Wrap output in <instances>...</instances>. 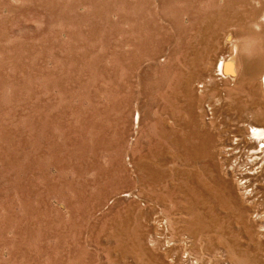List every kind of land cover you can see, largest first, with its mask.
<instances>
[{
	"label": "rangeland",
	"instance_id": "1",
	"mask_svg": "<svg viewBox=\"0 0 264 264\" xmlns=\"http://www.w3.org/2000/svg\"><path fill=\"white\" fill-rule=\"evenodd\" d=\"M178 1L168 8L159 6L157 0H141L143 5L138 0H0V264H162L172 259H176L175 264H190L198 257L201 264H231L226 237L236 234L235 238H240L237 234L243 226L258 233L254 203L244 202L249 212L240 223L234 213L225 214L217 204L225 197L222 180L229 179L220 153L232 139L230 128L240 117L247 124L252 118L256 120L251 110L231 106V97L246 98L243 103L251 99L244 91L214 90L218 81L211 82V89L210 85L203 90L196 88L200 104L210 102L218 109L222 100L225 106L223 114L215 109L223 120L213 122L217 125L214 128L205 121L201 111L204 105H200L196 127L190 102L181 88V81L189 74L208 67L204 63L195 68L191 54L215 53L223 38L220 33L238 32L239 27L230 26L229 21L230 29L226 24L209 22L222 9L217 0L216 4L214 0ZM214 30L220 39L210 46ZM196 83L194 90L200 82ZM218 94H222L221 100ZM136 109L141 110L142 119L137 131ZM194 133L200 137L193 138ZM206 134L217 137L214 151L218 170H203L194 161L186 162L177 143L184 137L192 145L199 144ZM243 154L237 167L241 172L237 173L249 167L245 161L248 154ZM230 158L231 165L237 163L235 157ZM144 162L155 174L159 172L154 183L140 169ZM184 170L190 176L205 171L199 173L201 180L220 182L212 187L217 198L206 195L202 214L209 224L216 215L223 224L219 250L209 241L212 227L203 231V237L194 236L191 223L197 217L193 212L197 197L181 178ZM239 176L233 178L231 186L243 202ZM189 188L190 195L185 196L183 191ZM213 205L216 209H211ZM188 250L194 251L193 258ZM183 256L190 259L183 258V262Z\"/></svg>",
	"mask_w": 264,
	"mask_h": 264
},
{
	"label": "bare ground",
	"instance_id": "2",
	"mask_svg": "<svg viewBox=\"0 0 264 264\" xmlns=\"http://www.w3.org/2000/svg\"><path fill=\"white\" fill-rule=\"evenodd\" d=\"M141 1V0H140ZM138 0L137 3L140 2ZM178 1V0H177ZM182 1V0H181ZM185 1V0H184ZM189 1V0H188ZM186 1V2H188ZM218 1V5L221 4V10L218 13H215L216 16L213 18L211 21H209L210 23L215 22L217 23V26L219 25H223L225 27L224 24H226V26L228 27L229 24L230 26H237L238 28V32H233V31H225L226 33H223L224 31H222L223 34V38L221 37V41H219L220 38L216 37L217 35V31H212L211 32V40H210V46H212L211 43H216V42H220L218 46V51H214L215 53H208L209 55H206V53L204 55H199L197 53H193L191 54V62L194 64L193 66L196 67H200L201 65H205L204 63H208V67L205 68V66H203L205 69L201 70V71H195L191 74H189L183 81H181V84L183 82L182 85V90L185 91L186 96L188 98V101L190 102V114L192 116V122L193 125H196V127H198V114L197 113V109L198 107L200 108V104L201 103V99L198 96V94H196V88L199 90H203L205 89V87H207L208 85L211 84V82H217V84L215 86L216 90L217 88H220V91L224 90L221 89V87L227 89L228 91H232V90H239V91H244L247 93V96L249 97V99H251L249 102L243 103L245 100H247L246 98L243 97H239L236 93V97H231L232 100H230L231 106L232 104L235 106H233L235 109H241L243 111H247V110H251L252 113H254V115L256 116V120H252L250 121L248 124L246 123V120H242V118L240 117L241 120H238L239 118H237V120H235L233 122V127L230 128L232 129L230 131L231 133V141L227 142L222 149H221V159H222V163L227 165L226 166V172L225 175L229 178L228 180L223 178V185L226 187L225 190V197H223L222 199H220L218 201L217 204H219L221 207V210L224 211L225 214H228L229 212H231L232 214L234 213L236 215V217L238 218V223L241 222V220L244 219L245 221V217H248V212L249 210L245 209L244 207V202L247 204L250 203H254V206L256 208V211L258 213H256L255 219L258 220L259 222V229H258V233L255 231L254 233H252V227L250 226H243L241 227V229L243 231H240L237 236H240V238H235L236 234H230L227 238V244H228V251L227 249H225L230 256H228V261L230 260L231 264H264V0H217ZM144 2V1H143ZM159 6H161V4H165V7H170L172 5H174V3L176 2V0H157ZM179 2V1H178ZM183 2V1H182ZM212 2V1H211ZM215 4L216 1L214 0ZM212 2V3H214ZM142 2H140L139 4H141ZM146 3V1L144 2ZM191 3V2H190ZM136 4V3H135ZM138 4V5H139ZM186 4V3H185ZM214 4V5H215ZM137 5V6H138ZM143 5V3H142ZM177 5V4H176ZM188 5V4H187ZM186 5V6H187ZM213 5V4H212ZM217 5V6H218ZM229 5H232V7H229ZM145 6V4H144ZM163 7V6H162ZM179 7V6H178ZM231 8H239L240 11H232L230 12ZM166 9V8H165ZM179 9V8H178ZM184 9V8H183ZM188 9V8H187ZM182 10V9H181ZM179 10V11H181ZM190 10V9H189ZM177 11V10H176ZM185 11V10H184ZM171 12L172 11H168ZM175 12V11H174ZM173 12V13H174ZM168 14V13H167ZM176 14V12H175ZM174 16V15H173ZM172 16V17H173ZM214 16V13H213ZM202 17V16H201ZM207 18V16H205ZM203 17V18H205ZM209 19V18H208ZM197 20V19H196ZM202 20V19H201ZM204 20V19H203ZM176 21V20H175ZM207 21V20H206ZM205 21V23H206ZM227 21H229L230 23L227 25ZM201 22V21H200ZM226 22V23H225ZM204 23V25H205ZM209 23V24H210ZM136 24V23H135ZM176 24H178L176 22ZM203 25V27H204ZM212 25V24H211ZM216 25V24H215ZM215 26V27H217ZM222 26V27H223ZM183 27V26H182ZM214 27V29H215ZM136 28V27H135ZM218 28V27H217ZM230 29V27H228ZM179 29V28H177ZM182 29V28H181ZM188 31V28H186ZM210 29L211 26H210ZM221 29V28H220ZM219 29V30H220ZM225 29V28H224ZM198 30V29H197ZM200 30V29H199ZM218 30V29H217ZM227 30V29H225ZM175 31V30H174ZM178 31V30H177ZM175 31V32H177ZM185 30H183L184 32ZM186 32V31H185ZM201 32V30H200ZM219 32V31H218ZM221 32V31H220ZM179 33V31L177 32ZM182 33V32H181ZM189 33V32H188ZM207 33V32H206ZM175 34V33H174ZM203 34V32H202ZM208 34V33H207ZM225 34V35H224ZM219 35V34H218ZM234 35V36H233ZM220 36V35H219ZM207 37V36H206ZM201 38V37H200ZM178 39V36H177ZM205 39V38H204ZM209 39V38H208ZM218 39V41H217ZM179 41V40H178ZM204 41V40H203ZM181 42V41H180ZM201 42V41H200ZM199 42V43H200ZM205 42V41H204ZM182 43V42H181ZM218 44V43H217ZM217 44L214 45L217 47ZM199 45V44H197ZM204 45H209V44H205ZM172 47V46H171ZM171 47L169 48L170 50ZM180 47V46H179ZM196 47V46H193ZM198 47V46H197ZM200 47V45H199ZM202 48V47H200ZM210 48V47H207ZM179 49V48H178ZM206 49V48H205ZM203 49V50H205ZM185 50V49H184ZM183 50V51H184ZM196 50V49H195ZM209 50V49H208ZM214 50V48L210 49V52H212ZM179 51V50H178ZM197 51V50H196ZM169 52V51H168ZM174 52V51H172ZM182 52V51H181ZM177 53V51H176ZM175 53V55H176ZM199 53V52H198ZM167 55V54H166ZM169 55V53H168ZM171 55V54H170ZM179 55V54H178ZM173 56V55H172ZM169 57V56H168ZM174 57V56H173ZM178 58V57H177ZM176 58V59H177ZM171 59V58H170ZM181 59V58H180ZM178 59V60H180ZM186 59V58H185ZM149 60V59H148ZM174 60V59H173ZM189 60V59H188ZM182 61V60H181ZM151 62V61H150ZM158 62V61H157ZM176 62V60H175ZM179 62V61H177ZM185 62V61H184ZM149 63V62H148ZM147 63V64H148ZM172 63V61L170 62V64ZM175 64V63H172ZM171 64V65H172ZM179 64V63H178ZM184 64V63H183ZM145 65V64H144ZM186 65V64H185ZM192 65V64H191ZM143 66V65H142ZM148 66V65H147ZM166 66V65H165ZM170 66V65H169ZM168 66V67H169ZM174 66V65H172ZM178 66V65H177ZM189 66V65H188ZM187 66V67H188ZM145 67V66H144ZM175 67V66H174ZM202 67V68H203ZM201 68V69H202ZM168 69V68H167ZM174 69V68H173ZM172 69V70H173ZM163 70V69H162ZM169 70V69H168ZM180 70V69H179ZM171 71V70H170ZM175 71V70H174ZM177 71V70H176ZM189 71V70H188ZM164 72V71H163ZM173 72V71H172ZM184 72V71H183ZM190 72V71H189ZM186 73V72H185ZM154 74V73H153ZM160 74V73H159ZM156 75V74H155ZM174 75V74H173ZM183 75L182 73L180 74V76ZM153 76V75H152ZM171 76V75H170ZM169 76V77H170ZM183 77V76H182ZM158 79V78H157ZM162 79V78H161ZM165 79V78H164ZM180 79V78H179ZM178 79V80H179ZM202 79V80H201ZM151 80V78H150ZM148 80V81H150ZM167 80V79H165ZM171 80V79H170ZM170 80H168L170 82ZM145 81V80H144ZM167 81V82H168ZM198 81L200 82L198 84ZM147 82V81H146ZM145 82V83H146ZM166 82V81H165ZM197 82V83H196ZM215 82V83H216ZM152 83V82H151ZM198 84V87H195L194 90V84ZM175 84V83H174ZM146 85V84H145ZM159 85V84H158ZM166 85V84H165ZM173 85V84H172ZM176 85V84H175ZM207 85V86H206ZM212 85H214L212 83ZM152 86V85H151ZM146 87V86H145ZM162 86H160L161 88ZM180 87V86H179ZM211 85L208 87L209 89ZM151 88V87H149ZM158 88V87H157ZM156 88V89H157ZM168 88V87H167ZM207 88V89H208ZM175 89V87H174ZM173 89V90H174ZM206 89V90H207ZM151 90V89H150ZM167 90V89H166ZM178 90V88H177ZM213 90V91H214ZM218 90V89H217ZM159 91V90H158ZM170 91V90H169ZM180 91V90H179ZM210 91V90H209ZM209 91H206L205 93L208 94ZM212 91V90H211ZM219 91V92H220ZM226 91V90H225ZM233 91V92H234ZM152 92V90H151ZM161 92V91H160ZM165 92V91H164ZM224 92V91H223ZM222 92V93H223ZM227 92V91H226ZM148 93V91H147ZM146 93V94H147ZM150 93V91H149ZM200 93V92H199ZM204 93V94H205ZM217 93V92H216ZM221 93V92H220ZM203 94V95H204ZM210 94V93H209ZM213 94V93H211ZM225 94V93H224ZM239 94V92H238ZM151 95V94H150ZM149 95V96H150ZM175 95V94H174ZM202 95V93H201ZM215 95V93L213 94V96ZM221 96L222 94H218L217 96ZM227 95V94H226ZM225 95V96H226ZM229 95V93H228ZM232 95V94H231ZM173 96V95H172ZM219 96V98H220ZM243 96V95H242ZM153 97V96H152ZM151 97V98H152ZM162 97V96H161ZM176 97V96H174ZM179 97V96H178ZM176 97V98H178ZM183 97V96H182ZM206 97V96H205ZM210 97V96H209ZM223 97V96H222ZM230 97V96H228ZM215 98V97H214ZM214 98L212 99V101L214 100ZM218 98V100H219ZM240 99V100H234V99ZM242 98L244 100H242ZM156 99V97H155ZM165 99V98H164ZM181 99V98H180ZM186 99V98H184ZM182 99V100H184ZM223 99V98H222ZM226 100H228V98H224ZM153 100V99H152ZM157 100V99H156ZM160 100V99H159ZM170 100L172 101L171 103H173V99L170 98ZM175 100V99H174ZM177 100V99H176ZM209 100V99H208ZM211 100V99H210ZM216 100V99H215ZM214 100V101H215ZM221 100V98H220ZM242 100V101H241ZM150 101V98H149ZM148 101V103H149ZM162 101V100H161ZM160 101V103H161ZM211 101V102H212ZM222 101V100H221ZM221 101L219 102L220 106L217 105L216 106L220 107V108H215L214 105H212L209 101V103H207L206 105H204L203 103V108L201 109V111L203 112V116L206 122L208 123H215L217 121H220L221 115L218 116V114L216 113V110H218V112L223 111V107ZM158 103V101H156ZM204 102V101H202ZM154 103V102H152ZM159 103V104H160ZM163 103V102H162ZM167 103V102H165ZM185 103V102H184ZM206 103V101H205ZM213 103V102H212ZM182 104V103H181ZM180 104V105H181ZM139 106V104H137ZM150 105L152 106V104L150 103ZM158 105V104H157ZM163 105V104H162ZM161 105V106H162ZM165 105V104H164ZM173 105V104H172ZM176 105V104H175ZM225 105V104H223ZM160 106V107H161ZM185 106V105H184ZM222 106V107H221ZM229 107V105H227ZM230 106V107H231ZM155 106H153L154 108ZM157 107V106H156ZM179 107V106H178ZM139 109V107H137ZM149 108V107H146ZM162 108V107H161ZM164 108V107H163ZM170 108V107H169ZM172 108V107H171ZM233 108V109H234ZM246 108V109H245ZM158 109V108H156ZM167 109V108H166ZM174 109V108H173ZM189 109V108H188ZM216 109V110H215ZM154 110V109H153ZM175 110V109H174ZM187 110V109H186ZM228 110V108L226 109ZM231 113H232V109ZM141 111V110H140ZM140 111L136 109V114H135V131H137V129L139 128V124L141 122V114ZM171 111V110H170ZM173 111V110H172ZM154 112V111H153ZM200 112V111H198ZM226 112V111H225ZM228 112V111H227ZM172 113V112H171ZM185 113V112H184ZM246 113V112H245ZM248 113V112H247ZM154 114V113H152ZM161 114V113H160ZM178 114V113H177ZM201 114V113H200ZM223 114V113H221ZM227 114V113H226ZM230 114V112H229ZM237 114V113H236ZM244 114V113H243ZM168 114H165V117ZM173 115V114H172ZM175 115V114H174ZM173 115V116H174ZM202 115V114H201ZM246 115V114H245ZM253 115V116H254ZM202 116V117H203ZM230 116V115H229ZM228 116V117H229ZM240 116V115H239ZM243 116V115H242ZM249 116V115H248ZM252 116V117H253ZM164 117V116H163ZM169 117V116H168ZM176 118V116H174ZM182 117V116H181ZM188 116H184V118H186ZM225 117V116H224ZM227 117V118H228ZM231 117V116H230ZM244 117V116H243ZM167 118V117H166ZM179 118V117H178ZM221 118V119H220ZM226 118V117H225ZM245 118V117H244ZM151 119V118H150ZM181 119V118H180ZM203 118H201L202 120ZM203 119V120H204ZM234 119V118H233ZM166 120V119H164ZM163 120V121H164ZM176 120V119H175ZM200 120V121H201ZM223 120V119H222ZM228 120V119H227ZM231 120V119H230ZM168 121V120H166ZM170 121V120H169ZM168 121V122H169ZM173 121V120H172ZM178 121V120H177ZM249 121V120H248ZM151 122V121H150ZM190 122V121H189ZM202 122V121H201ZM200 122V125L202 124ZM204 122V121H203ZM205 122V123H206ZM152 123V122H151ZM172 123V122H170ZM183 123V122H182ZM214 123L211 125L213 126ZM218 123V122H217ZM215 123V124H217ZM223 123V122H222ZM246 123V124H245ZM169 124V123H168ZM175 124V122H174ZM178 123L176 122V125ZM189 124V123H188ZM221 124V123H220ZM170 125V124H169ZM192 125V124H191ZM203 125V124H202ZM201 125V126H202ZM209 125V124H208ZM223 125V124H222ZM229 125L228 122L226 123V126ZM217 126V125H216ZM216 126H213L214 128H217ZM171 126H169L170 128ZM175 127V125H174ZM187 127V124H186ZM210 127V125H209ZM208 127V131L211 132V130H209ZM225 127V124H224ZM228 127V126H227ZM226 127V128H227ZM230 127V126H229ZM228 127V128H229ZM141 128V127H140ZM182 128V127H181ZM194 128V127H193ZM201 128V127H200ZM205 128V127H204ZM203 128V130H204ZM212 128V127H211ZM199 129V128H198ZM207 129V128H206ZM200 130V129H199ZM200 130V131H203ZM220 130V129H219ZM218 130V131H219ZM222 130V129H221ZM187 131V130H186ZM214 131V130H213ZM212 131V132H213ZM223 131V130H222ZM221 131V132H222ZM225 131V130H224ZM229 130L227 129V132ZM247 131V133H246ZM139 132V130H138ZM174 132V131H173ZM183 132V131H182ZM189 132V131H188ZM192 132V131H191ZM197 132V131H196ZM199 132V131H198ZM204 133H207L205 131H203ZM226 132V131H225ZM216 133V132H215ZM219 133V132H217ZM224 133V132H223ZM230 133L228 135H230ZM139 134V133H138ZM214 134V132H213ZM225 134V133H224ZM141 135V134H140ZM169 135V134H168ZM215 135V134H214ZM211 135V134H206L205 135V139L202 140L201 143L197 144V142L193 145L190 144L188 142L189 138H182L180 139V141H178V145L181 146V150H182V154L183 157L185 158L186 162H190V161H194L195 163L199 164L198 166L202 168L203 170H209V171H213V170H218L220 168L219 164L216 163L218 159H216L217 155L214 151L215 148V142L217 140V137ZM222 135V134H221ZM227 135V134H226ZM225 135V136H226ZM134 136V135H133ZM138 136V135H137ZM218 136V134H217ZM198 135L196 133H194L193 138H197ZM200 137V136H199ZM198 137V138H199ZM229 137V136H228ZM132 138V137H131ZM130 138V139H131ZM180 138V137H179ZM227 138V137H226ZM230 138V137H229ZM201 139V138H200ZM222 139V137H221ZM225 139V138H224ZM133 140V139H132ZM135 140V139H134ZM142 140V139H141ZM151 140V139H150ZM177 140V139H176ZM227 140V139H226ZM230 140V139H229ZM141 142V141H140ZM200 142V141H198ZM192 143V142H191ZM224 145V144H223ZM247 149V152H245V150ZM152 150V149H150ZM149 150V153H151ZM179 150V151H181ZM216 150V149H215ZM243 153L248 154L246 156L247 160L246 161V165L248 164L249 167L248 169H245L244 171L246 172H242V173H237V167L242 164V160L241 157L244 155ZM225 154V155H224ZM226 154L228 156H226ZM233 154V155H231ZM180 155V154H179ZM178 155V156H179ZM146 156V155H145ZM181 156V155H180ZM245 156V155H244ZM149 157V156H148ZM182 157V158H183ZM230 157H235L236 158V164H230V161L232 160ZM151 158V157H150ZM244 158V157H243ZM220 159V160H221ZM144 160V159H143ZM151 160V159H150ZM182 160V159H181ZM185 162V163H186ZM244 162V160H243ZM150 163V161H149ZM220 163V164H222ZM245 163V162H244ZM135 164V163H134ZM137 165V164H136ZM189 165V164H188ZM195 166V165H194ZM136 168V166H135ZM222 168V167H221ZM243 168V167H242ZM246 168V167H244ZM140 169L145 173V175L150 176V183H154L155 180L158 177V173L155 174L152 169L150 164L144 162L141 166ZM185 169V168H184ZM241 169V168H240ZM203 172V171H201ZM199 172V173H201ZM205 172V171H204ZM203 172V173H204ZM239 172H241L239 170ZM199 173L195 172L193 176H190L189 171H182V176L183 177V181L185 183V185H187V187L193 188L196 192V197L197 200L196 202L193 204L194 208H193V212L196 213L197 217L195 221H193L191 223V225L195 228H193V232H194V236L197 237H203V231L206 229H211V227L213 228V231H211L212 235L209 237V241L211 243V247L218 249L221 247L222 241H221V235L219 232V229L222 228L223 224L221 222V220L219 219L218 215L214 216L213 218L211 217L212 221L209 224L208 221H205L202 217L203 211H206V206H205V200H207L206 195H210L208 196V198H217L216 195L214 194V191L212 190V187L216 184L219 185L220 182H218L216 179L215 182L213 184H209L207 183V181H203L199 178V176H201ZM202 173V174H203ZM163 174V173H162ZM166 174V173H165ZM240 175L238 177V185L240 188L241 193L243 192L245 200L243 202L240 201V198L237 195L236 189L234 187H232V182H234V179L237 180V178H235V176ZM139 175V174H138ZM140 176V175H139ZM162 176V175H161ZM204 176V175H203ZM145 177V176H144ZM166 176H164L165 179ZM192 177V178H191ZM202 177V176H201ZM160 178V177H159ZM234 178V179H233ZM146 179V178H145ZM163 179V178H162ZM148 180V179H147ZM161 181V180H160ZM144 182V181H143ZM213 182V181H212ZM129 183V182H128ZM124 184V183H123ZM131 184V183H130ZM146 184V183H145ZM183 184V182H182ZM181 184V186H182ZM156 185V184H155ZM154 185V186H155ZM209 186V188H208ZM151 187V186H150ZM128 188V187H126ZM190 188L186 191L184 190V194L185 196L190 195ZM208 189V190H207ZM154 190V189H153ZM136 191V190H135ZM139 192V190H138ZM132 193V192H131ZM128 194V193H127ZM125 194L126 196H129ZM136 194V193H135ZM218 194V193H217ZM123 196V195H122ZM132 196V195H130ZM136 196V195H134ZM138 196V195H137ZM141 196V195H140ZM124 197V196H123ZM119 198V197H118ZM129 198V197H126ZM132 198V197H131ZM138 198V197H137ZM140 199H142L140 197ZM139 199V201H140ZM205 199V200H204ZM146 200V199H144ZM149 201V200H148ZM259 203H258V202ZM182 202V201H181ZM189 203V202H188ZM185 204V203H184ZM146 206V205H145ZM105 207V206H104ZM211 209H216L214 208L215 205L211 206ZM191 209V207H190ZM192 211V210H191ZM220 212V211H218ZM163 214V213H162ZM206 215V214H205ZM167 216V215H166ZM193 216V215H192ZM165 217V216H164ZM208 217V216H207ZM194 218V217H193ZM157 219V218H156ZM165 218L161 219L164 220ZM247 219V218H246ZM160 220V221H161ZM168 220V218H167ZM210 220V219H209ZM237 220V219H236ZM157 221V220H156ZM162 222V221H161ZM164 222V221H163ZM167 222V221H166ZM158 223V222H157ZM165 224V223H164ZM236 224V223H235ZM244 224V223H243ZM246 224V223H245ZM114 225V224H113ZM166 225V224H165ZM169 224H167L168 226ZM251 225V224H250ZM160 227V225H159ZM169 227V226H168ZM163 230L164 227L162 226ZM159 230V229H158ZM162 230V231H163ZM166 230V228H165ZM164 230V231H165ZM168 230V228H167ZM157 231V230H156ZM254 231V230H253ZM233 232V231H232ZM160 233V232H159ZM158 233V235H159ZM163 233V232H162ZM169 232H167L168 234ZM206 233V232H205ZM210 233V234H211ZM161 234V233H160ZM165 234V232H164ZM255 234V235H254ZM117 235V234H116ZM155 235V234H154ZM157 235V234H156ZM157 235V236H158ZM163 235V234H161ZM169 235H171L169 233ZM185 235V234H184ZM207 235V234H206ZM205 235V236H206ZM155 236V238L157 237ZM165 236V235H163ZM187 236V235H185ZM152 237V235H151ZM154 237V236H153ZM167 237V236H166ZM182 237V236H181ZM184 237V236H183ZM154 238V239H155ZM159 238V237H158ZM164 238V237H163ZM173 238V237H172ZM186 239V237H184ZM182 238V239H184ZM224 238V237H223ZM244 238V240H242ZM117 239V237H116ZM157 239V238H156ZM156 239L154 241H156ZM167 239L169 240L170 238L167 237ZM178 239V238H177ZM181 239V238H180ZM191 238H189L190 240ZM196 239V240H197ZM166 240V239H165ZM188 240V239H187ZM153 241V243H154ZM158 241H161L158 239ZM171 240H169L170 242ZM192 241V240H191ZM190 241V242H191ZM199 241V240H198ZM197 241V243H198ZM174 242V241H173ZM183 242V241H182ZM124 243V242H123ZM126 243V242H125ZM157 244V241L155 242ZM172 243V242H171ZM207 243V242H206ZM209 243V242H208ZM207 243V245H208ZM151 244V243H150ZM170 244V243H169ZM187 244L186 242H184V245ZM193 244V241H192ZM191 243L189 244V246H194ZM195 244V243H194ZM160 245V244H159ZM167 245V243L165 244ZM164 245V246H165ZM183 245V243H182ZM180 244V246H182ZM152 246V245H151ZM156 246V245H155ZM158 246V244H157ZM156 246V248H157ZM175 247V245H173ZM172 246V248H173ZM188 246V244H187ZM186 246V247H187ZM154 247V246H153ZM159 247V246H158ZM161 247V246H160ZM159 247V249H160ZM168 250V246H165ZM224 247V246H223ZM155 248V247H154ZM155 248V251L158 249ZM183 248H185V246H183ZM188 248V247H187ZM200 248V247H199ZM209 248V246H208ZM170 249V247H169ZM175 249V248H174ZM173 249V250H174ZM182 249V248H181ZM181 249H177V251L180 252ZM171 250V249H170ZM186 250V249H185ZM193 250V249H191ZM209 250V249H207ZM217 251V254L219 253ZM158 251V250H157ZM163 251V250H162ZM161 251V252H162ZM169 251V250H168ZM184 251V249H183ZM189 251V250H188ZM222 251V250H221ZM146 252V251H145ZM166 252V249H165ZM186 252V251H185ZM192 254L194 253L189 251ZM208 252V251H207ZM206 252V253H207ZM211 252V251H210ZM224 253V251H222ZM126 253V254H124ZM160 253V252H159ZM170 253V252H169ZM173 253V252H171ZM181 253L182 252L181 250ZM221 253V252H220ZM219 253V254H220ZM123 256H126L128 254L127 250L124 249L123 250ZM168 254V253H167ZM166 254V255H167ZM175 254V253H174ZM177 254V252H176ZM215 254V252H214ZM216 254V255H217ZM225 254V253H224ZM225 254V255H227ZM152 255V254H151ZM184 255V254H183ZM186 255V254H185ZM196 255V254H195ZM150 256V255H149ZM178 255H176L177 257ZM182 256V255H181ZM204 256V255H202ZM210 256V255H209ZM223 256V255H222ZM221 256V257H222ZM171 257V256H170ZM179 257V256H178ZM190 257V255H189ZM194 256H192L193 258ZM197 257V256H196ZM195 257V258H196ZM206 257V255L204 256V258ZM220 257V256H219ZM148 258V257H147ZM172 258V257H171ZM175 258V256H174ZM185 258L184 256L182 257V259ZM202 258V257H201ZM202 258V259H204ZM209 259V257H206ZM211 258V257H210ZM216 259H219L217 257H215ZM214 258V259H215ZM227 258V257H226ZM224 258V259H226ZM156 259V258H155ZM154 259V260H155ZM166 259V258H165ZM188 259V258H185ZM190 259V258H189ZM188 259V260H189ZM199 257L197 259H194V261L191 262L190 264H201L199 263L200 259ZM223 259V260H224ZM184 260V259H183ZM180 260V261H183ZM213 260V259H212ZM172 261V262H171ZM171 261H165L162 264H175L177 261L176 259H172ZM202 261V260H201ZM211 261V260H210ZM209 261V262H210ZM150 262V261H149ZM185 262V260L183 261ZM189 262V261H188ZM208 262V261H207ZM213 262V261H211ZM148 263V262H147ZM153 263V262H152ZM229 263V262H228ZM151 264V263H150ZM156 264V263H155ZM180 264V263H179ZM183 264V263H182ZM185 264V263H184ZM188 264V263H187ZM204 264V263H203ZM210 264V263H209ZM213 264V263H211ZM215 264V263H214ZM221 264V263H220Z\"/></svg>",
	"mask_w": 264,
	"mask_h": 264
}]
</instances>
